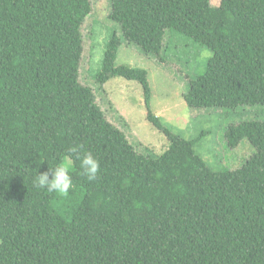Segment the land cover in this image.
<instances>
[{
  "label": "trees",
  "instance_id": "trees-1",
  "mask_svg": "<svg viewBox=\"0 0 264 264\" xmlns=\"http://www.w3.org/2000/svg\"><path fill=\"white\" fill-rule=\"evenodd\" d=\"M90 12V0H0V264H264V119L227 126L228 147L246 139L254 151L215 169L198 136L150 111L147 70L116 63L122 43L160 56L182 34L193 52L177 58L210 52L182 93L187 107L264 105V0H110L121 36L111 32L93 77L100 87L114 77L140 84L147 121L168 142L158 155L136 149L126 120L107 119L79 80ZM73 145L99 161L95 181ZM63 160L68 195L33 186Z\"/></svg>",
  "mask_w": 264,
  "mask_h": 264
},
{
  "label": "rangeland",
  "instance_id": "rangeland-1",
  "mask_svg": "<svg viewBox=\"0 0 264 264\" xmlns=\"http://www.w3.org/2000/svg\"><path fill=\"white\" fill-rule=\"evenodd\" d=\"M210 1L213 5L219 3V0ZM90 4V16L82 30L84 44L83 59L79 65V80L95 89L96 100L105 111L107 119L117 126L121 123L118 115L126 120V125H120V128L127 139L136 144V149L146 154L158 155L168 142L165 136L147 121L140 84L134 80L114 77L100 87L93 77L101 67L105 43L111 32L115 29L121 36V30L118 23L107 17L110 0H90ZM94 22H101L105 26L96 24L91 28ZM100 30L103 31L102 34ZM170 34V31H166L165 41L170 38ZM173 35V39L178 43L172 41L170 48L160 56L145 53L135 44L122 43L117 51L116 63L142 66L147 70L151 89L150 111L182 137L198 136L195 149L213 168H237L253 153L254 147L248 140L242 139L236 147L230 148L226 144L224 132L230 123L250 118L264 119V105H244L235 109L187 107L182 93L187 89L189 77H194L202 71L210 52H197L192 55L193 61L186 63L185 59L175 55H191L193 50H187L186 44H183L186 42L184 35ZM201 130L207 132L202 134Z\"/></svg>",
  "mask_w": 264,
  "mask_h": 264
},
{
  "label": "clouds",
  "instance_id": "clouds-1",
  "mask_svg": "<svg viewBox=\"0 0 264 264\" xmlns=\"http://www.w3.org/2000/svg\"><path fill=\"white\" fill-rule=\"evenodd\" d=\"M68 151L73 153L75 159L79 161L81 175L89 182L95 181L100 171V163L91 152L82 151L81 146L78 145L70 146ZM32 183L37 189L60 196L68 195L74 186L67 160L58 162L54 167H48L46 171L35 175Z\"/></svg>",
  "mask_w": 264,
  "mask_h": 264
}]
</instances>
